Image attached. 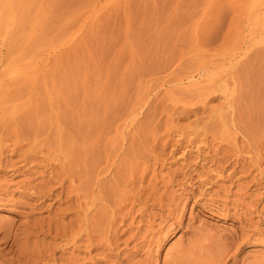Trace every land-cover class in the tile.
<instances>
[{"label": "rangeland", "instance_id": "1", "mask_svg": "<svg viewBox=\"0 0 264 264\" xmlns=\"http://www.w3.org/2000/svg\"><path fill=\"white\" fill-rule=\"evenodd\" d=\"M0 264H264V0H0Z\"/></svg>", "mask_w": 264, "mask_h": 264}, {"label": "bare ground", "instance_id": "2", "mask_svg": "<svg viewBox=\"0 0 264 264\" xmlns=\"http://www.w3.org/2000/svg\"><path fill=\"white\" fill-rule=\"evenodd\" d=\"M191 77H192V76H191ZM191 77H190V78H191ZM193 78H194V77H193ZM3 239H5V238H3ZM5 240H7V239H5ZM3 241H4V240H3ZM7 241H8V240H7ZM7 241H6V242H7ZM7 244H8V243H7ZM7 244H6V245H7ZM4 246H5V241H4Z\"/></svg>", "mask_w": 264, "mask_h": 264}]
</instances>
